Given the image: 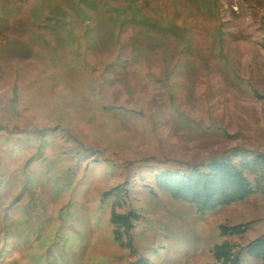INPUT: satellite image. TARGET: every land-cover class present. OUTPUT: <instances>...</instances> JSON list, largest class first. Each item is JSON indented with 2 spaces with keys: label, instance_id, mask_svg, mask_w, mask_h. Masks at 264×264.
Returning a JSON list of instances; mask_svg holds the SVG:
<instances>
[{
  "label": "rangeland",
  "instance_id": "1",
  "mask_svg": "<svg viewBox=\"0 0 264 264\" xmlns=\"http://www.w3.org/2000/svg\"><path fill=\"white\" fill-rule=\"evenodd\" d=\"M227 157L264 174V0H0V264H260L264 193L155 180Z\"/></svg>",
  "mask_w": 264,
  "mask_h": 264
},
{
  "label": "trees",
  "instance_id": "2",
  "mask_svg": "<svg viewBox=\"0 0 264 264\" xmlns=\"http://www.w3.org/2000/svg\"><path fill=\"white\" fill-rule=\"evenodd\" d=\"M258 160V157L236 158L234 162L230 157L212 159L190 166V171L176 174L159 172L155 180L162 190L176 199L192 204L196 211H211L217 206L243 199L252 193H264V174L260 167L256 168ZM247 173L253 174L252 181L246 176ZM246 229V224H240L230 229L221 227V232L231 234ZM245 250L258 259L260 264H264V235L250 242ZM213 253L216 259L222 260L218 264H241L240 254L231 252L227 242L214 245Z\"/></svg>",
  "mask_w": 264,
  "mask_h": 264
}]
</instances>
